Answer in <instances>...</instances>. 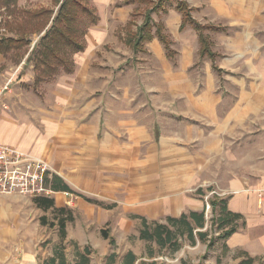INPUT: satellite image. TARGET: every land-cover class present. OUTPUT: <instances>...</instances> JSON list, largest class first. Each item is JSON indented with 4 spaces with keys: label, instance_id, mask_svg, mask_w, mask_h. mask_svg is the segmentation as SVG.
<instances>
[{
    "label": "rangeland",
    "instance_id": "obj_1",
    "mask_svg": "<svg viewBox=\"0 0 264 264\" xmlns=\"http://www.w3.org/2000/svg\"><path fill=\"white\" fill-rule=\"evenodd\" d=\"M89 1L96 7L100 20L89 28L85 50L73 55L74 72L70 76L61 72L36 85L34 64L27 63V58L46 30L38 36L31 34L30 28L31 45L9 54V66L0 75V86L11 80L10 89L0 100V116L13 115L31 126L42 115L53 114L58 119L65 116L71 119L72 130L76 131H91L100 121L93 140L103 150V132L112 127L121 142L117 153L110 154V160L118 157L122 170L125 169L124 176H130V170L138 166L156 172L161 188L168 186L166 181L178 180L182 185L166 195L178 202L191 197L193 206H203L207 239L215 241L207 251L206 243L197 239L192 244L184 235L179 239L178 250L159 249L153 242L138 238L141 220L132 218L123 207L130 205L90 196L79 188H72L74 193L68 196L65 206L73 210L75 220L67 224L64 240L58 225H49L56 222L53 210L38 207L37 196H0V225H8L14 215L16 223L11 224L19 227V243L27 241L41 262L58 253L60 246L67 264H75V254L85 252L83 248L88 245L90 264H107L113 251L109 241L102 237L101 230L106 229L116 239L113 250L118 264L130 249L140 257L136 264H244L249 256L254 258L251 264H264V225L240 231L248 230L250 234L246 247L240 243L241 238L217 237L218 231L211 228L214 212L209 201L220 197V191L214 184H199L196 177L203 168L215 166V171L223 164L228 168L234 161L244 163L245 152H250L238 150L237 146L244 144L245 134L253 138L249 149L254 163L264 160V0H187L196 8L193 15L200 23L228 27L227 34L207 32L219 54L217 64L224 69L220 76L212 70L209 58L199 56L196 32L191 27L179 31L181 16L175 10L179 0H167L168 12L153 15L155 20L164 21L174 40L173 47L178 52L175 65L165 56L158 40L148 43L146 51L135 52L120 37L129 14L138 4L121 5L124 0ZM55 5V0H19L17 15L41 7L55 8L57 12L59 6ZM144 7L140 6L139 24ZM10 19L6 11H0V37L19 36L4 25ZM202 117L216 121L210 125ZM231 147L234 151L226 153ZM101 158L99 155L96 160ZM103 159H107L106 155ZM78 193L114 206L105 208L89 203ZM79 201L85 206L80 207ZM11 203L16 212L10 210ZM44 220L48 225L43 224ZM23 249L14 248V256L22 257Z\"/></svg>",
    "mask_w": 264,
    "mask_h": 264
},
{
    "label": "crops",
    "instance_id": "obj_2",
    "mask_svg": "<svg viewBox=\"0 0 264 264\" xmlns=\"http://www.w3.org/2000/svg\"><path fill=\"white\" fill-rule=\"evenodd\" d=\"M8 66V58L0 54V75L5 74ZM15 118L13 115L8 118L0 116V142L15 145L25 152L41 157L52 171L49 172L48 180L52 179V175H56L71 188L76 190L79 188L87 195L98 196L99 199L111 200L115 203L122 201L124 204L130 205L128 208L123 207L136 220L139 219L135 218V215L164 221L162 218L166 216L179 217L189 211H203V206L192 205L193 198L191 197L178 202L166 195L174 187L178 188L182 185L178 180H171L172 183L166 181L168 186L161 188L158 186L156 172L145 168L141 169L138 166L136 170H130V176L125 177V169L122 170L124 167L119 163L118 157L110 160V154L117 153L121 142L119 137L117 138L113 133L112 127L103 132L102 145L106 148L105 150L94 144L93 134L95 135L99 131L98 123L100 121L91 131L89 129L76 131L72 130L71 119L65 118V116L58 119L53 114L42 115L40 120L38 118L36 124H32V126L22 124L19 119ZM200 119L210 125L216 121L204 117ZM223 120L221 119V121ZM250 137V134H245L244 144L237 146L238 150L244 149L250 152H245L244 163L234 161L229 164L228 168L223 164L216 168L218 171H213L215 166L203 168L197 171L198 175L196 176L199 179V184L203 185L206 182L207 185L217 186L218 192L220 191L217 193L218 196L227 199L230 211L244 216L248 230L258 225H264V160L259 163H254L252 160V150L249 148H252L253 138ZM109 143L113 144L112 148H109ZM232 151H234L233 147L229 148L226 153H232ZM99 155L102 157L100 162L96 160ZM104 155L107 159H103ZM48 184L51 185L50 182ZM55 192L56 206L65 207L69 203L68 196H72V193L61 190ZM0 196L12 195L0 194ZM78 203L81 205L80 207L85 206L80 201ZM9 207L12 212H16L17 209L13 203ZM161 210L165 213L164 215L161 214ZM11 221L16 223L14 215H11L8 225H0V264H42L36 255V250L32 251L27 241L19 243L22 239L19 235V227L12 225ZM140 227L141 222L139 221L138 238ZM248 230L244 231L245 233L239 231L228 240L233 237L241 238L242 242L240 243H245L243 246L246 247L250 240ZM19 244L25 245V247L21 245L24 249ZM77 245L80 246L79 243ZM86 247L89 246L86 245L83 249L85 250ZM14 248L23 249L22 257L14 256ZM26 248H28L27 251ZM113 248L112 251L115 252ZM128 251L137 255L132 249ZM139 260L138 256L137 261Z\"/></svg>",
    "mask_w": 264,
    "mask_h": 264
},
{
    "label": "trees",
    "instance_id": "obj_3",
    "mask_svg": "<svg viewBox=\"0 0 264 264\" xmlns=\"http://www.w3.org/2000/svg\"><path fill=\"white\" fill-rule=\"evenodd\" d=\"M167 0H124L121 5L135 6L130 13L128 21L125 23L124 35L120 37L124 43L135 52L146 51L148 43L158 40L162 45L165 56L175 65L178 52L174 49V40L167 31L166 25L162 20H155L153 15L167 13ZM19 0H0V11L4 10L11 17L4 25L11 33L15 30L18 37H0V54L8 57L11 53H18L32 43L31 34L44 35L40 37L34 48L30 51L27 63L33 62L34 71L36 72L34 83L39 85L56 77L61 72L72 74L75 69L73 55L82 52L87 47L86 36L91 26L97 25L100 17L96 7L89 0H55V6H59L58 11L51 7H41L35 10H25L17 15L19 10ZM140 6H145L143 21L138 22V16L141 14ZM175 10L181 15L179 31H184L191 27L198 36L199 56L211 60V68L218 76L224 73V69L217 64V54L213 49V41L210 32L228 33V27L215 25L212 23L202 24L197 21L193 15L196 8L191 6L187 0H179ZM56 12V13H55ZM19 13V14H20ZM55 15V16H54ZM21 18L19 19L18 17ZM15 18V19H14ZM51 23V24H50ZM29 27V28H28ZM31 28V30H29ZM47 28V29H46ZM27 31V35L21 34ZM28 31H31L30 33ZM26 63V66H27ZM25 70V68H24ZM23 70V71H24ZM156 139H159V128H156ZM55 191H66L74 193V190L68 186L61 178L52 175L48 180ZM212 190V188H209ZM202 191V190H201ZM85 201L111 208L114 205H106L103 201L79 194ZM217 196V195H216ZM209 201V200H208ZM38 207L49 210L52 209L55 214L56 222H51L50 227L58 225L59 233L62 240L67 237V224L75 220L73 210L68 207H57L54 198L37 197L35 199ZM212 211L214 212L211 228L221 239L228 240L235 233L242 231L246 227V220L240 213L232 212L228 209L227 199L217 197L210 199ZM135 218L141 220L139 230V239L146 242H153L157 248L170 247L178 250L181 247L179 239L181 236H187L190 242L196 243L197 239L207 245V251H210L214 239H207L208 233L204 230L206 225L205 210L189 211L179 217L166 216L164 221L149 220L145 216L135 215ZM42 219H45L44 217ZM44 225H48L44 220ZM102 237L109 241L112 247L116 246V239L106 229L101 230ZM58 253L45 259L42 264H67L63 259L64 253L57 248ZM85 252L76 255L75 264H90V249L86 247ZM61 252V253H60ZM117 253L112 252L107 257V264H117ZM138 256L132 251H128L121 264H136ZM254 261L252 256L243 262L251 264Z\"/></svg>",
    "mask_w": 264,
    "mask_h": 264
},
{
    "label": "built area",
    "instance_id": "obj_4",
    "mask_svg": "<svg viewBox=\"0 0 264 264\" xmlns=\"http://www.w3.org/2000/svg\"><path fill=\"white\" fill-rule=\"evenodd\" d=\"M10 83L11 80L0 86V100L10 89ZM49 171V166L40 158L0 143V194L52 198L56 192L48 184Z\"/></svg>",
    "mask_w": 264,
    "mask_h": 264
}]
</instances>
